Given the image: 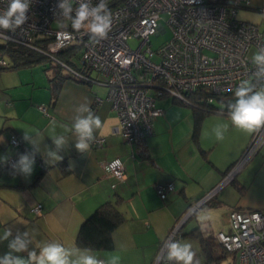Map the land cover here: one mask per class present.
<instances>
[{"label": "crops", "instance_id": "0c3cea01", "mask_svg": "<svg viewBox=\"0 0 264 264\" xmlns=\"http://www.w3.org/2000/svg\"><path fill=\"white\" fill-rule=\"evenodd\" d=\"M236 16L255 22L264 30V0L243 1L237 6ZM25 70L26 67L0 70V74L17 73L11 81L5 78L6 83L2 80L4 85H0L2 89H11L4 94L5 108L0 111V117H3L0 120V156L16 151L9 144L12 133L22 139L23 131L33 134L38 131L42 150L45 145L55 147L53 135H64L69 141L68 147L59 153L63 157L61 161L47 165L45 169L35 162L30 177L14 173L0 163V234L6 227H12L14 233L17 229L27 230L32 235L30 248L37 250L48 242L76 247L75 236L80 223L102 202L111 200L117 202L123 215L112 233L113 247L92 250V253L106 261L118 257V264H154L160 243L171 227L196 200L220 183L247 147L253 133L235 128L228 112L207 113L196 125L190 105L165 95L155 99V105L161 107L163 113L152 120V133L145 139L143 154L137 144L127 143L117 131L119 118L107 99V87L66 79L54 96L53 70L42 69L37 76L32 75V69L29 76L19 74ZM222 103L226 105L224 99ZM39 104L46 105L47 115L38 108ZM81 104H88L101 118L102 127L94 135L105 138L102 146L90 144L84 154L75 149V136L71 131L73 117ZM224 123L228 124V130L224 139L218 141L212 129ZM23 142L31 151V145ZM37 156L46 165L42 155L38 153ZM254 156V160L262 159L257 175L261 185L248 209L262 211L264 142ZM115 157L123 162V180L107 176L103 170L102 163ZM169 182L173 183L174 190L161 199L155 185ZM224 185L219 196L215 193L211 202L200 207L211 209L228 204ZM36 203L42 205L40 215L30 211ZM200 207L181 226V240L185 237L198 239L184 232L194 227L203 230L205 215L196 217ZM234 207H241V202ZM230 208L224 213V223L218 229L212 231L207 227L214 238L216 231L227 229ZM7 251V242L0 243V255ZM20 255L26 257L27 254Z\"/></svg>", "mask_w": 264, "mask_h": 264}, {"label": "built area", "instance_id": "2783aa9c", "mask_svg": "<svg viewBox=\"0 0 264 264\" xmlns=\"http://www.w3.org/2000/svg\"><path fill=\"white\" fill-rule=\"evenodd\" d=\"M243 1L248 3V0H194L193 3L192 0H107L113 21L111 31L105 39L93 42L83 31L72 29L70 21L54 15L58 0H32L29 20L22 30L18 29L14 35L0 30V39L41 52L74 77L107 87V99L119 118L117 131L127 143L137 144L145 154V139L152 133V120L163 113L155 105L157 97L169 95L187 102L189 94L204 88L209 92L210 102L214 95L233 96L242 81H249L256 89L264 87V79L255 77L257 69L252 63L253 55L264 45V30L257 23L236 16L237 6ZM7 2L0 0V11ZM98 2L91 0L93 6ZM72 5L75 10L77 0H72ZM163 14L170 36L154 51L150 37L166 30L159 22ZM54 20L60 22L59 26H51ZM40 37L42 40L38 42ZM131 41L136 45L131 46ZM72 44L81 48L80 63L92 71L91 75L56 56ZM4 64L0 56V65ZM38 107L48 114L44 105ZM104 141L103 136L94 135L91 145L99 147ZM262 142L264 127L253 131L247 147L220 183L196 200L171 227L160 243L154 264H170L166 260L165 243L179 239L184 221L246 165ZM9 144L16 153L8 155L9 163L4 165L11 169V163L28 148L15 133L10 135ZM36 162L44 168L38 157ZM102 167L107 176L125 178L119 157L104 161ZM155 187L161 199L174 190L171 182L158 183ZM30 211L40 215L42 205L36 203ZM215 238L223 248L235 253L239 264H264V210L230 209L227 229L216 231Z\"/></svg>", "mask_w": 264, "mask_h": 264}, {"label": "clouds", "instance_id": "9594fccd", "mask_svg": "<svg viewBox=\"0 0 264 264\" xmlns=\"http://www.w3.org/2000/svg\"><path fill=\"white\" fill-rule=\"evenodd\" d=\"M31 3L32 0H8L6 8L0 11V30L13 35L18 29L22 30L29 20ZM77 3L78 7L74 10L72 0H58L56 5L58 11L54 12V15L70 21L72 29L77 32L83 31L93 42L105 39L111 31L113 22L107 0H99L95 6L91 0H77ZM8 38L11 39V36ZM252 63L257 69L255 77L264 79V45L253 55ZM234 95L235 102L227 105L231 124L249 133L264 127V87L257 90L254 84L242 81ZM101 127V118L88 104H81L76 109L71 126L75 136V149L82 154L87 152L94 140V133ZM227 130L228 124L224 123L216 125L212 132L218 141H222ZM22 139L31 145L32 150L19 154L11 163V169L24 177L32 175L38 153L42 155L46 165H54L63 159L59 153L69 145L66 136L53 135L51 139L55 147L45 145L42 150V140L38 131L34 134L23 131ZM0 163H9V157L0 156ZM3 242H7L8 251L0 255V264H118V257L113 256L106 261L94 255L90 248H69L59 242L43 243L38 250L35 247L30 248L32 235L29 231L17 229L14 233L12 227H6L0 234V243ZM165 248L166 260L170 264H200L197 253L190 243L171 240L165 243ZM21 253H26V257L20 255Z\"/></svg>", "mask_w": 264, "mask_h": 264}, {"label": "trees", "instance_id": "16d2710c", "mask_svg": "<svg viewBox=\"0 0 264 264\" xmlns=\"http://www.w3.org/2000/svg\"><path fill=\"white\" fill-rule=\"evenodd\" d=\"M37 40L38 42H40L42 38L40 37ZM39 45L44 46L42 44H39ZM80 53H81V48L78 45L72 44V45H69L61 49L60 52L57 53L56 56L59 59L69 62L72 65V67H75L81 71H84L86 74L91 75L92 71L89 69H86V67L80 63L81 62ZM5 55L8 56V60L5 59ZM0 56H2L3 59L5 60V64L0 65V70L18 69L20 67L21 68L30 67L34 63H36L35 61H38L41 57H45L47 61H53L56 67L51 69L50 68L51 66H49V68L53 70V77L51 80L53 81L52 88H53L54 96H56L61 82L66 79H72V80H75L77 82H81L87 85H95L94 83L86 82L84 80L74 77L72 74H70L66 70L65 71L62 70V68L52 58L44 55L41 52L35 51L25 46H21V45L14 44V43H8L5 41L0 42ZM46 69H47V66L43 68L44 71H46ZM208 95H209V92L206 89L199 88V91H197L195 94L188 95L187 102L177 101L175 99L174 100L181 104L190 105L193 108L196 125H197L199 120L207 113L228 112L227 105H224L222 103L224 97L214 95L213 100L208 102L207 101ZM39 105H43V104H39ZM44 106L46 107L45 104ZM46 111H47V107H46ZM15 153L16 152L10 153V154L15 155ZM37 157L38 156L36 155V158ZM46 167L47 165H45L44 168L42 169H45ZM235 180H236V175L229 182L233 183L235 182ZM235 186L238 189L242 188L238 184L237 185L235 184ZM212 198L208 199L203 204H206L207 202L208 203L211 202L213 200ZM122 219H123V215L121 211L119 210L116 201L106 200L102 202L80 223L76 236H75L76 247H79L82 249L90 248L91 250L111 249L113 247L112 233L114 229L116 228V226L122 221ZM184 234L189 235V236L199 237L201 245H202V249L206 253V256L209 257L210 259H213L212 249H214L216 245L219 246V248L222 251V254L218 255L219 256L218 258L223 257L224 254L226 253L235 254L223 248L222 245L217 241L216 238L213 237L212 234L206 235L205 232L200 227H194L190 231L184 232Z\"/></svg>", "mask_w": 264, "mask_h": 264}, {"label": "rangeland", "instance_id": "374dc122", "mask_svg": "<svg viewBox=\"0 0 264 264\" xmlns=\"http://www.w3.org/2000/svg\"><path fill=\"white\" fill-rule=\"evenodd\" d=\"M209 1V0H207ZM165 14L162 15V18L159 20V22H162V25L166 28V30L162 33H159L158 35H152L150 37V46L152 50L156 51L163 42H165L169 36L170 32L169 29L164 21ZM60 22L59 21H52L51 26L52 27H57L59 26ZM0 42H3L2 39H0ZM131 46H135L136 42H130ZM157 56L154 55L152 59H156ZM5 59L8 60V56L5 55ZM31 67H26L27 70L25 71H19V74L23 76L25 74L26 76H29L30 70H34V73L32 75L37 76V74L42 71L43 68L47 66V71H50L51 69L55 68V63L53 61H47L45 57H41L38 61H35ZM49 66H51L49 68ZM64 70V69H62ZM65 71V70H64ZM16 72H4L0 74V85H4V80L7 78L8 81L12 80V76L16 75ZM4 81L1 83V81ZM6 83V82H5ZM11 89L6 90L5 88L2 89L0 88V111H3L4 106V94L6 92H10ZM169 96V95H168ZM0 120H3V117H0ZM1 122V121H0ZM257 153V152H256ZM255 153V154H256ZM254 154V155H255ZM252 156L250 160L246 163V165L240 169V171L236 174V180L235 182H227L225 186V194H227V201H229L228 204H222L221 207L219 206H214L213 208H204L200 207L201 209L197 211L196 217L200 215H205V225L203 226V230L206 235L212 234L210 229L212 228V231L218 229L224 222V213L230 208V209H238V210H245L248 208H251V203L254 197L257 195V192H259V184L261 185V182L257 179V175L259 174V161L260 160H254L255 156ZM264 181V179H261ZM235 184L239 185L242 187L241 189H238ZM221 189V187L216 191L217 196H219L218 192ZM241 202V207H234L235 204L238 202ZM231 204V205H230ZM195 212V211H194ZM193 212V213H194ZM192 213V214H193ZM191 214V215H192ZM190 215V218L193 216ZM208 217V218H207ZM189 218V219H190ZM204 227H206L204 229ZM209 227L210 229H207ZM182 229V227L180 228ZM181 231V230H180ZM182 237H179L177 241H180ZM181 243H190L192 245L193 250L197 253V258L200 260V264H239L238 259L235 254H224L223 257L218 258L220 254H222L221 249L219 246L216 245L213 251V259H210L209 257L206 256V253L202 249V245L200 242V239L195 238H188L185 237L183 240L180 241Z\"/></svg>", "mask_w": 264, "mask_h": 264}, {"label": "water", "instance_id": "95a60500", "mask_svg": "<svg viewBox=\"0 0 264 264\" xmlns=\"http://www.w3.org/2000/svg\"><path fill=\"white\" fill-rule=\"evenodd\" d=\"M224 102L226 103V105H228L230 103H234L235 102V95L224 98Z\"/></svg>", "mask_w": 264, "mask_h": 264}]
</instances>
